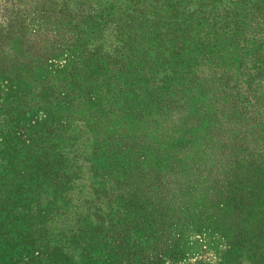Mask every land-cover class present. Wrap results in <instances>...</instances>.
I'll return each mask as SVG.
<instances>
[{
  "label": "rangeland",
  "instance_id": "374dc122",
  "mask_svg": "<svg viewBox=\"0 0 264 264\" xmlns=\"http://www.w3.org/2000/svg\"><path fill=\"white\" fill-rule=\"evenodd\" d=\"M0 14L60 43L43 107L13 118L21 139L7 148L43 133L72 156L84 141L95 168L124 169L138 192L113 215L115 264H264V0H0ZM12 89L0 82L1 104ZM7 216L0 238L19 231ZM101 229L87 251L65 247L112 264L99 259ZM18 235L0 264L69 263L65 247L52 263Z\"/></svg>",
  "mask_w": 264,
  "mask_h": 264
},
{
  "label": "trees",
  "instance_id": "16d2710c",
  "mask_svg": "<svg viewBox=\"0 0 264 264\" xmlns=\"http://www.w3.org/2000/svg\"><path fill=\"white\" fill-rule=\"evenodd\" d=\"M3 16L0 14V82H10L13 94L0 103V211H8L7 217L18 221L19 229L14 230L19 231L11 233L10 229H4L0 245L9 248L7 240L20 234L29 245L26 252L37 249L39 259L40 256H49L54 263L56 249L69 243L81 246L79 243L84 242L87 251L90 241L93 242L91 232L101 227L99 231L105 228V234L99 239L97 236L101 243L99 259L115 264L118 252L114 241L113 215L114 218L128 215L127 205H132L134 200L127 199L138 194L134 192L130 195L128 182L131 177L125 175V170L122 169V173L113 168L108 171L103 165L95 168L83 154L81 147L84 141L78 142L71 150L72 156L62 152L60 156L59 150L64 146L56 149L60 142L51 141L48 134L42 138L43 133L39 144H29L30 137L26 144L7 148L16 134L19 135L17 139H21V134L13 129V118L19 114L37 115L43 107L44 98L50 90L41 87L42 80L49 78L43 76L42 71L60 43L55 37L49 38L50 32L34 34L26 31L24 19L9 21ZM245 169L246 166H242L239 170L242 177H246ZM86 177V182H83ZM83 184L90 187L93 198L85 193L81 195L84 187L80 186ZM74 207L86 208V213L84 209L74 213L68 211ZM69 214L72 215L71 226L65 229ZM9 221L12 223V220ZM3 226L6 225L0 220V227ZM99 231L95 232V236ZM68 249L65 247L61 252L69 260L66 264H84L82 253L76 258Z\"/></svg>",
  "mask_w": 264,
  "mask_h": 264
}]
</instances>
